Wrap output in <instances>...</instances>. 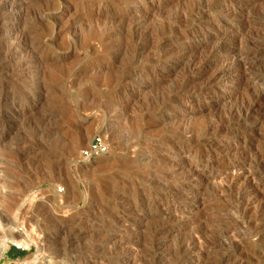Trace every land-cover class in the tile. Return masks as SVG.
<instances>
[{
	"label": "rangeland",
	"instance_id": "1",
	"mask_svg": "<svg viewBox=\"0 0 264 264\" xmlns=\"http://www.w3.org/2000/svg\"><path fill=\"white\" fill-rule=\"evenodd\" d=\"M11 1L0 215L35 241L0 264H264V0Z\"/></svg>",
	"mask_w": 264,
	"mask_h": 264
},
{
	"label": "bare ground",
	"instance_id": "2",
	"mask_svg": "<svg viewBox=\"0 0 264 264\" xmlns=\"http://www.w3.org/2000/svg\"><path fill=\"white\" fill-rule=\"evenodd\" d=\"M20 1V0H19ZM203 1V0H202ZM200 2V1H199ZM198 2V3H199ZM204 2V1H203ZM205 2H206V0H205ZM204 2V3H205ZM210 2H211V0H210ZM4 3V2H3ZM21 3L22 2H16V0H12L11 1V12H10V14H11V17H13V15H14V13L16 12V13H18V12H20L21 10H23V9H21L22 7H21ZM24 3V2H23ZM195 3V2H194ZM193 3V4H194ZM207 3V2H206ZM205 3V4H206ZM8 4V3H7ZM204 4V5H205ZM209 4V3H208ZM10 6V5H9ZM191 6V5H190ZM194 6H196V5H194ZM200 6H201V3H200ZM206 6V5H205ZM196 7H199V6H196ZM202 7V6H201ZM191 9V8H190ZM194 9V8H193ZM9 10V9H8ZM197 12V11H196ZM9 13V12H8ZM181 14V13H180ZM182 15V14H181ZM10 16V15H9ZM178 16H180V15H178ZM10 17V18H11ZM182 17V16H181ZM2 19V18H1ZM3 20V19H2ZM182 20H184V19H182ZM181 20V21H182ZM176 22V21H175ZM183 22V21H182ZM237 22H240V24H243V22H245V21H243L242 23H241V21L239 20V21H237ZM1 23V22H0ZM180 23V22H179ZM236 23V22H235ZM5 22L4 23H2V24H0V30L1 29H3V30H5L6 29V27H5ZM171 24V23H170ZM173 25V24H172ZM246 25V24H245ZM170 26V25H169ZM176 26H178V24L176 25ZM236 26V25H235ZM173 27V26H172ZM237 27V26H236ZM240 27H241V25H240ZM161 28V27H160ZM164 28V27H163ZM174 28V27H173ZM176 28V27H175ZM178 28V27H177ZM172 29V28H171ZM237 29V28H236ZM28 30V29H27ZM158 30V29H157ZM169 30V29H168ZM173 31V30H172ZM6 32V31H5ZM131 32H132V30H131ZM151 32V31H150ZM158 32L159 31H156V33L158 34ZM161 32V31H160ZM165 32H167V29H166V31ZM26 33V32H25ZM149 33V32H148ZM148 33H146L147 34V36L149 35ZM161 34H162V32H161ZM164 34V33H163ZM146 36V37H147ZM154 36H155V32H154ZM162 36V35H161ZM3 37V36H2ZM149 37V36H148ZM160 37V36H159ZM1 39H3V38H1ZM28 40H29V38H27ZM31 39V38H30ZM232 39V38H231ZM12 40V39H11ZM14 40V39H13ZM233 40V39H232ZM238 41V40H237ZM236 41V42H237ZM5 42V41H4ZM231 42V41H230ZM28 43H30V42H28ZM228 43V42H227ZM2 44V43H1ZM26 43H23V45H25ZM32 44V43H31ZM226 44V42L225 41H221V42H219V44H218V47H223L224 45ZM5 44H3V46H4ZM27 45V44H26ZM0 46H2V45H0ZM22 45L21 44H16V42L15 41H9V42H7V45L6 46H4L3 48H4V50H3V52L1 53V57H0V59H4L6 62H8V63H11L12 65V71L11 72H13L14 74L13 75H15V76H17L18 74H16V52H18V50L20 49V47H21ZM31 47V46H30ZM33 47H35V46H33ZM33 47H31V48H33ZM36 48H37V46H36ZM34 49V48H33ZM39 51V50H38ZM235 52H236V49L234 50ZM260 51H262V50H260ZM259 51V52H260ZM1 52V51H0ZM35 52V51H34ZM259 52H257V53H259ZM19 54V53H18ZM40 54V53H39ZM133 54V53H132ZM222 54V53H221ZM237 54V53H236ZM23 56V55H22ZM26 56V55H25ZM213 57H215L216 58V55L214 56V55H212ZM19 57H21V56H19ZM18 57V58H19ZM24 57V56H23ZM30 57V56H29ZM28 57V58H29ZM37 57V56H36ZM135 57V56H134ZM163 57V56H162ZM17 58V59H18ZM27 58V57H26ZM41 58V57H40ZM132 58V57H131ZM2 59V60H3ZM33 59H34V57L32 56L31 58H29L27 61L28 62H32L33 61ZM36 59V58H35ZM160 59H161V57H160ZM216 59H218V58H216ZM11 60H13V61H11ZM25 59H23V61H24ZM155 60V59H154ZM224 60V59H223ZM27 61H26V63H27ZM37 61V60H36ZM205 62V61H204ZM21 63V62H20ZM33 63H35L34 61H33ZM32 63V64H33ZM29 64H31V63H29ZM10 65V64H9ZM5 66V65H4ZM3 66V68L5 69V67ZM7 66V65H6ZM21 66V65H20ZM30 66H33V65H30ZM2 67V66H1ZM9 67V66H8ZM25 67V66H24ZM23 67V68H24ZM34 67V66H33ZM19 68V67H18ZM26 68V67H25ZM6 69H8V68H6ZM223 69V68H222ZM35 70V69H34ZM3 71V70H2ZM33 71V68L31 69V67L29 68L28 67V70L25 72V75L26 74H30L31 72ZM7 72V71H6ZM10 72V73H11ZM221 72H222V70L221 71H219L217 74H216V77H218L219 79L220 78H222L223 77V75L221 74ZM2 73V72H1ZM23 73V72H22ZM32 74H34V73H32ZM38 74V73H37ZM24 75V76H25ZM1 76V75H0ZM5 76V75H4ZM22 76V75H21ZM28 76V75H27ZM32 76V75H31ZM2 77V76H1ZM11 77V76H10ZM18 77V76H17ZM30 77V76H29ZM4 78V77H3ZM9 78V77H8ZM15 78V77H14ZM216 79V78H215ZM10 80H12L11 78H10ZM9 81V80H8ZM187 81H190V80H187ZM187 81H185L186 83H187ZM259 84H263L264 83V78H260L259 80ZM260 81H261V83H260ZM210 83V82H209ZM208 83V84H209ZM208 86V85H207ZM179 87V86H178ZM177 87V88H178ZM217 88V87H216ZM186 89V88H185ZM184 89V90H185ZM189 91H190V88H189ZM177 92V91H176ZM176 92H175V94H176ZM6 93V92H5ZM4 93V94H5ZM3 97H5V96H3ZM2 97V98H3ZM2 98L0 99V100H2ZM3 101H6V98H3ZM9 106V105H8ZM30 113H27V115H29ZM12 114L11 113H6V114H2L1 116H2V120H4V119H6V118H9L10 116H11ZM26 115V116H27ZM257 119V118H256ZM255 119V120H256ZM260 120V119H259ZM262 120V119H261ZM4 123V122H3ZM187 127H188V125H187ZM179 129L177 128V131H178ZM186 131L185 132H189V129L187 128V129H185ZM179 132H180V130H179ZM183 132V131H182ZM181 132V133H182ZM184 132V133H185ZM181 135V134H180ZM187 135V134H186ZM183 136V135H182ZM255 136L256 137H263L264 136V132H262V133H259V132H257V133H255ZM184 137H185V135H184ZM0 139H2V135L0 134ZM189 139H190V137H189ZM186 140V139H185ZM189 142V141H188ZM29 148V147H28ZM28 148H26V149H28ZM176 148V147H175ZM182 148V147H181ZM31 149V148H30ZM74 149V148H73ZM173 149V148H172ZM180 149V148H179ZM178 148H177V150H179ZM29 150V149H28ZM27 150V151H28ZM176 150V151H177ZM30 152H32V149L30 150ZM21 154H23V153H21ZM33 154V153H32ZM31 154V155H32ZM25 155V154H24ZM28 155V154H27ZM33 156V155H32ZM27 158V157H26ZM31 158V157H30ZM33 158H34V156H33ZM35 159V158H34ZM33 160V159H32ZM47 161H49V160H47ZM31 163V162H30ZM47 163V162H46ZM48 163H50V162H48ZM47 163V164H48ZM29 164V163H28ZM45 166V165H44ZM47 166V165H46ZM231 167V166H230ZM230 170V169H229ZM209 178V174H206V173H202L201 174V180H202V182L203 183H205L206 181H207V179ZM238 179V177L237 176H234L233 177V180H237ZM201 182V183H202ZM200 184V183H199ZM168 194V193H167ZM174 196H175V194H173ZM177 195V194H176ZM179 196V195H178ZM167 196H165V198H166ZM181 198V197H180ZM180 198H171V199H169V202H170V206L173 208V211H174V213H175V216H176V219L177 220H179L183 215H185V207H183L184 206V204H185V202H183ZM184 201H185V199H184ZM191 201V200H190ZM189 201V202H190ZM164 202H166V201H164ZM41 204V203H40ZM164 204H166V203H164ZM167 204H168V202H167ZM169 205V204H168ZM188 205V204H187ZM47 206V205H46ZM166 206V205H165ZM37 209V208H36ZM170 209V208H169ZM1 210V209H0ZM32 210V209H31ZM168 210V209H167ZM165 211V210H164ZM187 212V211H186ZM33 213H34V211H33ZM41 213V212H40ZM172 213V212H171ZM170 213V214H171ZM4 214H6V213H4ZM43 214V213H42ZM7 215V214H6ZM35 215V214H34ZM186 216V215H185ZM8 217V216H7ZM172 217V216H171ZM34 218V217H33ZM184 218V217H183ZM4 220H7V219H5V217H3V216H1L0 215V251H2V250H4L5 248H6V246H7V244H11V245H14V246H16V247H19V248H27L31 243H33L34 241H35V239H33V237L31 238H27L26 236L25 237H23L22 235H15L16 233H13V231H12V229L13 228H11L10 229V227L8 228V227H6V224H4L3 223V221ZM15 220H17V219H15ZM8 221H10V220H8ZM47 221V220H46ZM17 222V221H16ZM172 222V221H171ZM12 223V221L10 222V224ZM16 224V223H15ZM177 226V225H176ZM76 228V227H75ZM76 232V231H75ZM74 232V233H75ZM80 232V231H79ZM159 231H157V233H158ZM25 235H27V234H25ZM76 236V235H75ZM74 236V237H75ZM156 236V235H155ZM79 237V236H78ZM76 238V237H75ZM154 239V238H153ZM159 239V238H158ZM157 239V240H158ZM161 239V238H160ZM153 242V241H152ZM158 242V241H157ZM161 242V241H160ZM34 244H36V243H34ZM153 244H155L154 242H153ZM75 245V244H74ZM157 245H159V244H157ZM69 246V245H68ZM150 246V245H149ZM155 247V246H154ZM156 248V247H155ZM158 248H160V246L158 247ZM162 248V247H161ZM160 248V249H161ZM181 248H183V247H181ZM190 248H191V246H190V244H187L186 245V250L187 251H190ZM184 249V248H183ZM162 251H164V250H162ZM162 251H155V253L153 254V259L154 260H156V259H159V258H161L162 260H163V256H164V254H163V252ZM188 254V253H187ZM185 256V255H184ZM36 255L35 256H33L32 258H30V259H26V260H23L22 262H21V264H27V263H30V262H34L35 260H36ZM134 257V256H133ZM182 259V258H181ZM180 259V260H181ZM187 259V258H186ZM188 260V259H187ZM127 261V260H126ZM158 262V261H157ZM175 263V262H174ZM160 264V263H159Z\"/></svg>",
	"mask_w": 264,
	"mask_h": 264
},
{
	"label": "built area",
	"instance_id": "3",
	"mask_svg": "<svg viewBox=\"0 0 264 264\" xmlns=\"http://www.w3.org/2000/svg\"><path fill=\"white\" fill-rule=\"evenodd\" d=\"M108 145L105 138L97 134L89 142V144L81 150L80 156L83 159L90 160L98 155L104 154L107 152ZM62 191V189H60Z\"/></svg>",
	"mask_w": 264,
	"mask_h": 264
},
{
	"label": "trees",
	"instance_id": "4",
	"mask_svg": "<svg viewBox=\"0 0 264 264\" xmlns=\"http://www.w3.org/2000/svg\"><path fill=\"white\" fill-rule=\"evenodd\" d=\"M26 253L25 250L16 248L14 246L10 247V249L6 252L7 257L9 258H18L23 256Z\"/></svg>",
	"mask_w": 264,
	"mask_h": 264
},
{
	"label": "water",
	"instance_id": "5",
	"mask_svg": "<svg viewBox=\"0 0 264 264\" xmlns=\"http://www.w3.org/2000/svg\"><path fill=\"white\" fill-rule=\"evenodd\" d=\"M14 246V245H13ZM16 247V246H15ZM17 248H19V247H17Z\"/></svg>",
	"mask_w": 264,
	"mask_h": 264
}]
</instances>
